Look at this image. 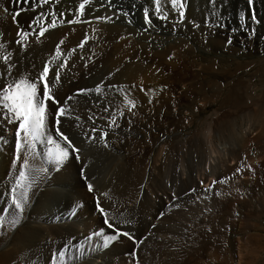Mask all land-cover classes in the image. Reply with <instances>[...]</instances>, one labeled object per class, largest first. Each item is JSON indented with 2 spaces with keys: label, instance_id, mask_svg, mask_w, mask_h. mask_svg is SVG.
Segmentation results:
<instances>
[{
  "label": "bare ground",
  "instance_id": "obj_1",
  "mask_svg": "<svg viewBox=\"0 0 264 264\" xmlns=\"http://www.w3.org/2000/svg\"><path fill=\"white\" fill-rule=\"evenodd\" d=\"M82 2L50 0L40 8L0 0V88L20 78L34 81L60 45L48 83L66 107L60 131L80 150L51 170L49 153L65 145L49 100L45 137L33 155L21 133L17 161V123L0 107V264H264V0L251 6L249 0H182V20L170 0H160L159 11L154 0H112L111 8L89 0L80 20L91 22L68 23ZM50 5L57 27L39 39L18 37L31 31L41 11L50 13ZM99 16L113 19L96 22ZM197 48L214 56L201 61ZM101 83L100 94L73 96ZM38 89L42 96L43 85ZM218 101L186 138L192 114ZM113 118L119 127H109ZM93 128L96 139L89 141L85 134ZM101 131L108 132V147ZM98 204L114 228L142 243L121 236L105 247L113 230Z\"/></svg>",
  "mask_w": 264,
  "mask_h": 264
},
{
  "label": "snow or ice",
  "instance_id": "obj_2",
  "mask_svg": "<svg viewBox=\"0 0 264 264\" xmlns=\"http://www.w3.org/2000/svg\"><path fill=\"white\" fill-rule=\"evenodd\" d=\"M57 3H59V0H56ZM213 0H210V3H212ZM16 4H29L32 3L34 6H38L42 8L45 4H49L50 0H15ZM154 3L156 5V10L159 11V4L160 0H154ZM170 3L173 7L179 6L181 11L179 12L180 19L182 20L184 18L185 13L183 12V2L182 0H170ZM253 0H249L250 6L252 5ZM89 4V0H83L82 3L79 4L77 12L72 20H68V23H76V22H84V23H90L91 21H81L80 18L83 17L84 11L86 8V5ZM107 6L109 8L113 7L112 0H103V3L101 6ZM52 7V11L50 13H45L41 11L36 17L33 18V23L30 25L31 31H18V37H28L29 35H35L37 39L40 37H43L44 34L50 29L57 27V19L55 12V7L50 5ZM23 9L18 8L17 11L14 13V16H18L20 14V11ZM71 14V13H69ZM49 15L52 16L51 21L49 22L48 17ZM128 15V14H125ZM60 18H66L65 13H60ZM144 18H145V26H149L151 24V19L148 13V10H144ZM160 19H166L167 16H160ZM113 18L110 16H99L95 17L96 22H110ZM130 22V21H129ZM47 24V27L44 25ZM39 28V32H36L35 29ZM88 42L87 36L85 39L79 44V48H83L84 45ZM17 43L20 44V39L17 40ZM232 43V40L230 39L227 41V44L230 46ZM60 44H63V41L60 42ZM0 47H3L2 44H0ZM76 49H72L69 52V57L71 56L72 52H75ZM62 55L60 51V45H57L56 48V54L52 57V59L47 62L40 73V75L34 80L29 81L25 78H20L17 81H15L12 85H5L3 88H0V92L3 93L2 96H0V107H2L5 111L3 115L5 118L11 122L17 123V131L15 133L16 135V145H15V151L16 156L15 159L17 161L20 160V152L23 147V144L21 142V133H23V143L27 144L28 151L33 153L35 155L36 151V144L45 137V121L47 116V103L49 100L56 105V113H55V131L56 135L64 142V148H59L57 146V149L49 153L50 160L53 162V167L51 170L55 171L58 168H60L66 159L69 157V152L71 151L73 157L78 158L79 148L76 147L72 140L69 139L67 135H65L62 131H60L59 125L61 122V117H64L66 114V107L61 105V102L52 95V90L49 87L48 83V76L50 73V67L49 65L56 60L59 59V57ZM7 56L4 57L5 62L7 61ZM68 58L64 59V62L60 64L59 68L55 72L54 81L56 84L60 83L61 79V71L67 66ZM12 66H8V71L11 72ZM43 85V95L41 96L39 93L38 85ZM109 88H117L118 91H122L121 88H118L116 85H109ZM103 89V84L96 86L94 89H78L73 96H79L84 95L88 92H95L97 94H100ZM73 96L67 97V100H72ZM67 100L65 101V105L67 104ZM130 104L131 108L135 107V104L132 102H128ZM107 106L105 107V111H107ZM68 111H71L68 109ZM75 119L79 120V117H75ZM89 119H92L93 122L94 118L89 117ZM79 126V125H77ZM119 127V125L116 124L115 119H111L109 121V127ZM92 135L85 134V138L89 141L95 140L96 135L95 133L98 131V129L93 128L90 130ZM107 137L108 132L107 131H101L100 133V141L104 144L105 147H108L107 144ZM47 142L50 144H55V140L48 137ZM23 166L25 169H28V159L25 158L23 161ZM83 171V168L81 169ZM39 172L43 173L47 171L46 169H39ZM20 180H26L27 176L25 171H20L19 173ZM84 179H88L87 176L84 177ZM220 183H226L227 179H222L219 181ZM19 184V181L17 182ZM216 182H214L215 184ZM22 186V185H21ZM87 188L89 191H93V185L91 183H88ZM15 191V190H13ZM192 191H195L194 189ZM208 191V190H205ZM173 199H176L175 195L173 196ZM15 200V197H14ZM25 203L27 202V195H24ZM15 207L19 209L21 212L24 210V204L21 203L19 200L15 201ZM179 207V205H177ZM97 210L101 213V215L104 217V222L107 228L112 229L113 232L111 235L105 236V239L103 241L104 246L107 247L109 244V241H117L121 236L127 237L128 239L132 240L134 244L142 243V240L138 241L136 240L135 236L128 231L120 232L118 229L114 228V223L109 221L108 213L105 210L104 207L100 206L98 204ZM163 214H161L162 217ZM158 217V218H161ZM153 227H155L153 225ZM103 235V233H100ZM135 250V249H134ZM135 264V261H134Z\"/></svg>",
  "mask_w": 264,
  "mask_h": 264
},
{
  "label": "rangeland",
  "instance_id": "obj_3",
  "mask_svg": "<svg viewBox=\"0 0 264 264\" xmlns=\"http://www.w3.org/2000/svg\"><path fill=\"white\" fill-rule=\"evenodd\" d=\"M249 19H250V16H249ZM196 56L200 57L201 61L202 60L205 61V60H208L207 58H209L211 56H214V54H207L204 51H202L201 49L197 48L196 49ZM241 58L244 59L243 57H241ZM232 59H237V58L233 57ZM248 59H252V58L249 57ZM172 74H174V73H171V75ZM243 75L244 74L240 75L239 77H242ZM211 77H212L211 74L210 75L209 74H205V79H209ZM219 105H220V102L218 101V103H214V104L210 105L206 110H202L201 112L196 113L195 115L192 114V117H194V119H195L194 121L195 122H194V125L191 128H189L188 130H186L184 132L185 135H186V138H187L188 135H190V134H188L190 131L194 132L198 127L202 126L204 121H206L210 117V115L213 113V110L215 111L218 108ZM187 109H188V111H191V110H189V108H187Z\"/></svg>",
  "mask_w": 264,
  "mask_h": 264
}]
</instances>
